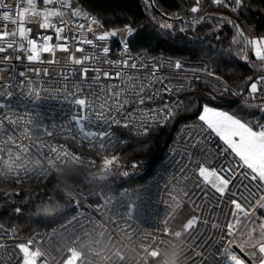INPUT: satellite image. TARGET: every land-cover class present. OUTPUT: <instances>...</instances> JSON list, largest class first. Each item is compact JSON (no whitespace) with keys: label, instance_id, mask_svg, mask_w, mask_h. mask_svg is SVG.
Here are the masks:
<instances>
[{"label":"built area","instance_id":"built-area-1","mask_svg":"<svg viewBox=\"0 0 264 264\" xmlns=\"http://www.w3.org/2000/svg\"><path fill=\"white\" fill-rule=\"evenodd\" d=\"M6 3L10 4L11 8L0 9V13L3 11H15L19 0H6ZM72 5L73 8H79L89 15H94L79 0H72ZM52 7L60 6L53 5ZM65 11L68 12V15L64 17L65 22H67L71 12L70 10ZM80 22L88 24L89 21L85 19ZM28 26L34 29L31 36L35 37L37 35L36 26L34 24ZM123 27L109 30L119 31ZM105 29L108 28L102 29L93 26V33L100 34ZM77 33L87 35L89 38L93 35V33H87L73 27L66 28L63 35L71 39ZM49 34L54 35V33ZM108 46L110 47V53L107 57L102 53L97 55L99 49H93L91 61L80 66L72 64L67 59L70 54H74L76 57H83L86 54L76 52L75 44L70 46V52L57 51L55 56L58 59L55 63H50L54 57L47 54L42 56V63H29L24 54H20L21 58L17 60L15 59L18 55L16 52L9 51L0 54V56L11 55L13 57L11 61L0 59V66H5L0 70V74H2L3 80L6 81V83L0 82V85L10 86L13 84L12 76L9 73H12L19 83V87L12 89L13 95L11 97L0 96V103L8 105V107L3 109V112L7 113L12 119L21 118L31 121L30 124L22 123L20 125L21 130L31 129L30 132L26 131L28 139L22 138L20 132L17 131L16 140L18 147L29 148L32 153L31 155L21 154L20 159H16L15 155H13L0 160V179L12 183H21L24 181L42 182L51 175L62 178V164L65 161H71L85 167L96 166L98 159L96 156L91 155L92 153L111 154L123 145L124 139L119 131L120 127H126V125L131 124V127L126 128L141 133L150 127L165 123L166 120L163 117L167 109L164 106L170 103L172 108L176 109L177 104L175 102H182V92L193 88L197 83L203 84L217 95L225 93L221 92V87L227 86L233 93H244V95H233L239 101L245 104L258 102L249 100L247 86L236 88L225 78L215 73L212 64L206 58L185 57L166 52L150 53L146 49L132 48L131 43L129 52L125 54L120 46L119 38H112ZM85 47L87 48V46ZM106 60L127 61L129 67H113L111 64L106 63ZM176 62L182 63V69L178 70L174 67ZM132 63L137 65L136 69L130 67ZM78 67L100 69L101 76L99 81L92 82L85 80L82 76H73L69 70L74 71ZM105 71L110 72L113 76L117 72L122 73V75L119 79L109 80L103 76ZM65 72L68 73L67 78H62ZM209 72L215 75H209ZM124 73L134 74L139 79L134 80L132 76L126 78L123 75ZM89 75L92 74L89 73ZM145 77H150L155 81V88L149 87L144 91H152L154 95H157V98L153 100L146 99L143 105H134L132 101L136 100L137 97L125 93L124 85L128 84L130 93L135 84L147 83L144 79ZM216 77H221L222 79H217ZM161 78H164L162 83ZM259 78L255 77L252 80L259 81ZM225 82H227L226 85ZM117 84L121 86L120 99H128L129 103L127 105H117L112 100H107L106 102L111 104L112 107L118 108L119 114L113 113L109 120L103 121L97 112L95 114L96 118L91 123L84 122L85 130L97 133L106 131L107 135L104 137L102 145L99 139H93L91 142L85 140L79 132L78 126L73 121L75 115L83 112L82 108L74 104V99L88 97L93 100H104L105 86ZM166 84L173 85V91L167 94L162 92L157 94L155 90ZM36 91L40 93L38 98L34 94ZM96 106L99 107L98 102ZM124 113L127 114L125 115ZM2 114L0 113V115ZM115 121H121V123L117 125ZM200 123L199 119L180 122L174 129L163 157L153 171L148 172L147 166L138 161L130 162L125 172L126 179L140 178V180L117 190L113 187L107 188L98 204H91L76 192L84 204L82 209L50 227L35 228L26 236L20 235L14 225L0 221V226H2L0 227V245L6 246L0 249V264H18V260L12 259L17 253L15 249L11 248V245L14 243H25L29 237L41 241L39 247L41 253L45 254L41 259H45L47 264H63L64 255H67L68 248L73 246L74 238L76 239L74 246L85 257L83 264H130L129 260L116 255L117 252L125 249L126 244L142 248L149 257L148 264H158L163 255L175 246L169 234L165 237L166 243L159 248L158 256L153 257L150 255L152 246H155L156 240H159L162 235L159 229L164 226L165 218L169 217L170 230H175V228L183 224L176 223L175 220L184 209L188 210V215L194 214L192 205L185 202L186 198L183 197L177 186V182L181 184L187 183V181L182 180V176L191 167L192 161L188 159L185 162V157L191 153L199 155L201 154V149L204 152L209 150L220 152L224 147L215 134H211L207 142H204L203 137L209 136V133L196 127ZM5 127L11 131L10 126L5 124ZM197 132L200 133L199 136H196ZM6 139V136L0 137V148L14 151L10 144L3 143V140ZM193 140H195V143H193ZM32 143L50 145L58 150L63 149L62 155L55 160L54 165H50L46 159L37 155L36 150L31 147ZM76 147H81L92 153H83L76 150ZM43 150L46 151L47 148L45 147ZM233 156L234 154L228 156L221 154L218 159L227 162ZM76 157H79V159H76ZM10 161L15 162L13 165L15 170L5 174L4 165ZM181 164L184 165L183 168L180 167ZM213 166L215 165L213 164ZM18 172L22 179L16 182L14 175ZM37 173H46L47 175L40 178ZM192 191L199 192V189H192ZM176 193H180V202L175 206H170ZM181 208L182 211L180 210ZM129 210L132 211L131 223L135 228L142 235L155 236L156 240H133L113 230L114 225L107 222V217L113 214L126 217ZM177 212L179 214L176 215L175 220H171L172 214ZM195 214L200 215L201 213ZM215 219L220 221L222 217L217 215ZM96 221L100 222V226L92 228L91 231H85L86 228L96 225ZM81 222L83 223L81 224ZM13 232L19 237L18 240L12 235ZM98 232L104 234L105 243L108 245V251L103 258L95 255V234ZM109 233L114 237V241L110 239ZM205 236L208 239L205 240L200 248V253L195 258L191 256L193 247L185 243L180 252L179 264H185V257H188L187 264H193V259H199L201 256L203 257V264H215L217 260H221L223 249H220L219 252L216 251L220 246L219 242L214 247H209L216 237V230L213 229L209 232L206 224L200 236L197 237V243ZM224 243L227 244V240ZM37 246L33 243V248ZM48 252H51V256H48ZM213 255L215 259H213ZM51 257H56L57 259Z\"/></svg>","mask_w":264,"mask_h":264},{"label":"snow or ice","instance_id":"snow-or-ice-1","mask_svg":"<svg viewBox=\"0 0 264 264\" xmlns=\"http://www.w3.org/2000/svg\"><path fill=\"white\" fill-rule=\"evenodd\" d=\"M210 2L217 7L225 8L234 15L239 14L241 9L246 6V0H210ZM149 3L150 0H145L146 5ZM201 3L202 0H195L193 6L190 7V12L193 14L201 12ZM53 5H59L60 7L54 8L52 7ZM10 8L11 5L6 3V0H0V9ZM65 10H70L71 12L67 22L64 20V17L68 15ZM176 18L179 19V17ZM85 19L89 21L88 24L80 22ZM206 20H211V17L200 16L197 17L196 22L201 23ZM216 20L234 28L235 39L233 43L240 44L245 49H250L255 59L264 64V36L249 38L241 25L229 17L220 16ZM0 21H2L0 23V54L9 51L16 52L18 53L15 57L17 60L21 58L20 54H24L29 63H42V56L45 54L53 56L54 59L50 63H55L58 59L55 56L57 51L70 52V46L75 44L76 52L86 54L83 57H76L74 54H70L67 59L76 66L84 65L86 62L91 61L93 49H99L97 55L102 53L107 57L110 53L108 45L112 38H119L120 46L127 54L130 50L128 38L135 33V29L131 24H126L119 31L105 29L100 34L93 33V26L105 28L103 21L95 15H89L81 11L79 8H73L72 0H19L15 11H3L0 13ZM30 24L36 26L37 35L35 37L31 36L34 29L28 26ZM69 27L93 33V35L89 38L87 35L77 33L69 39L63 35L66 28ZM160 27L171 29L173 25L165 22ZM49 33H54V35ZM243 58L245 60L248 59L247 55H244ZM0 59L11 61L13 57L11 55L0 56ZM106 63L117 68L129 67L127 61L106 60ZM4 67L0 66V70ZM130 67L136 69L137 65L132 63ZM174 67L179 70L182 69L183 65L181 62H176ZM69 71H71L73 76H82L85 80L92 82H98L101 76V70L98 68L78 67L74 71ZM89 73L92 75H89ZM208 74L215 75L212 72ZM9 75L12 76L13 84L10 86L0 85V96L11 97L13 95L12 89L19 87L15 76L12 73H9ZM67 75L68 73L65 72L62 78H67ZM121 75L122 73L120 72H117L115 76L108 71L103 72V76L109 80L119 79ZM123 75L126 78L132 76L134 80L139 79L134 74L124 73ZM216 78L222 79L221 77ZM144 79L147 83L135 84L130 93L128 84L124 85L125 93L137 97L136 100L132 101L134 105H143L146 99L153 100L157 98V95H154L152 91H144L149 87L155 88V81L150 77H145ZM163 79L161 78V83ZM245 84L248 88L247 95L249 100L258 101L257 103H250L249 106L264 112V77H260L259 81H245ZM120 88L119 84L105 86L104 100H93L88 97L74 99V104L82 108L83 112L75 115L73 121L78 126L79 132L85 140L91 142L93 139H99L102 145V141L107 135L106 131L97 133L85 130L84 122L91 123L96 118L95 114L97 112L103 121L109 120L113 113L119 114L118 108L112 107L106 101L110 99L117 105H127L129 103L128 99H120ZM173 89V85L166 84L155 91L157 94L161 92L167 94ZM221 92L232 95H244L243 92L233 93L227 86H222ZM34 94L37 98L40 95L38 91ZM97 102L99 107L96 106ZM175 103L177 104L176 109L172 108L170 103L164 106L167 109L163 117L165 120L172 118L176 114L177 109L187 110L182 107V102L176 101ZM6 107L8 105L0 103V113H3L0 115V137L6 136L7 139L3 140V143L10 144L14 151L0 148V160L13 155H15L16 159H20L21 154L31 155L29 148L18 147L16 140L17 131L20 132L22 138L28 139L26 131L30 132L31 129L21 130L20 125L22 123L30 124L31 121L21 118L12 119L7 113L3 112ZM124 114L126 115L127 113ZM198 119L201 123L196 127L209 133V136L203 137L204 142H207L211 134H215L224 147L220 152H212L211 150L204 152L201 149V154L191 153L185 157V162L188 159L192 161L191 167L182 176V180L187 181V183L181 184L177 182V186L183 197L186 198L185 202L192 205L194 213L187 218L183 225L185 243L193 247L191 256L193 258L197 257L201 246L208 239L205 236L197 243V237L200 236L204 226L207 224L209 232L213 229L216 230V237L209 247H214L219 242L220 246L216 251L219 252L220 249H223L221 260H217L215 264H264V121L247 119L240 114H230L227 111L217 110L207 104L202 106ZM115 123L119 125L121 121H115ZM5 124L10 126L11 131L5 127ZM131 126V124L126 125V127ZM199 134L197 132L196 136H199ZM193 143H195V140H193ZM31 147L36 150L38 156L46 159L50 165H54L55 160L59 159L63 152V149H54L50 145L32 143ZM45 147L47 148L46 151L43 150ZM221 154L225 156L234 154V156L230 161L225 162L218 159ZM76 159H79V157H76ZM114 163L115 161L113 160H106L104 166L108 168ZM180 167L183 168L184 165L181 164ZM242 169L244 170L242 171ZM46 175V173H37L40 178ZM14 178L16 182L22 179L19 172L14 175ZM197 188L199 192L192 191V189ZM180 199V193H176L170 206L178 204ZM55 207L57 205L53 204L51 208H45L43 211L51 214ZM180 210L182 211V208ZM195 213L201 214L196 215ZM178 214V212L173 213L170 219L174 221ZM217 215L222 217L220 221H216L215 217ZM131 220V210L127 212L126 217L115 214L107 217V222L114 225L113 230L129 239L156 240L155 236L142 235L131 223ZM168 221L169 217H166L163 223L164 226L159 229L162 235L159 240H156L155 246H152L150 255L153 257L158 256L159 248L166 243L165 237L170 234ZM96 226H100L99 221H96V225L86 228L85 231H91ZM12 235L15 239H19L15 232ZM109 237L114 241L111 233H109ZM225 240H227V244L224 243ZM75 241L76 239L74 238V244ZM33 243L38 246L33 248ZM40 243L41 241L29 237L25 243L12 244L11 248L15 249L17 253L12 259L18 260V264H38V262L39 264H47L45 259H41L45 254L41 253ZM74 244L68 248L67 255H64L63 264H83L85 257ZM5 247V245H0V249ZM48 256H51V252H48ZM51 258L57 259L56 257ZM213 259H215L214 255ZM187 260L188 257H185V264H187ZM193 264H203V257L193 259Z\"/></svg>","mask_w":264,"mask_h":264},{"label":"trees","instance_id":"trees-1","mask_svg":"<svg viewBox=\"0 0 264 264\" xmlns=\"http://www.w3.org/2000/svg\"><path fill=\"white\" fill-rule=\"evenodd\" d=\"M79 1L108 29H119L131 24L135 29L134 35L128 38L132 48L146 49L150 53L166 52L206 58L215 73L236 88L245 87V81L256 77L243 58L248 51L251 61L257 63L254 54L250 49L233 43L234 28L217 22L216 18L225 16L233 19L249 38L264 36V0H246V6L236 15L213 5L210 0H202L201 12L196 14L190 12L195 0H150L148 5L145 0ZM200 16L211 17V20L197 23V17ZM165 22L173 27H160ZM181 98L183 108L187 110H178L161 125L141 133L120 127L124 143L111 154H95L76 147L83 153H92L98 163L93 167H85L65 161L62 164L64 181L55 175L42 182L12 183L0 179V221L14 225L20 235L26 236L35 228L50 227L84 207L64 182L91 204H98L109 187L117 190L138 182L140 178L126 179L128 164L138 161L147 166L148 172L153 171L163 157L176 126L182 121L198 119L204 104L240 114L247 119L264 121V112L239 101L232 94L225 92L217 95L200 83L183 91ZM108 155L115 163L105 168L104 162L108 160ZM100 167L105 170V174L97 176L96 170ZM53 204L57 207L51 214L43 211ZM188 213L184 209L175 222L184 223Z\"/></svg>","mask_w":264,"mask_h":264},{"label":"clouds","instance_id":"clouds-1","mask_svg":"<svg viewBox=\"0 0 264 264\" xmlns=\"http://www.w3.org/2000/svg\"><path fill=\"white\" fill-rule=\"evenodd\" d=\"M0 82L6 83V81L3 80L2 74H0ZM14 163V161L5 163V174L15 170L13 167ZM185 222L186 221H184V223ZM170 235L175 246L163 255L162 259L158 261V264H179L180 262V252L185 245V231L183 224L175 228V230H170ZM107 251L108 245L105 243L104 234L99 232L96 233L95 255L103 258ZM116 255L129 260L130 264H148L149 260L148 255L142 248L132 244H126L125 249L117 252Z\"/></svg>","mask_w":264,"mask_h":264},{"label":"rangeland","instance_id":"rangeland-1","mask_svg":"<svg viewBox=\"0 0 264 264\" xmlns=\"http://www.w3.org/2000/svg\"><path fill=\"white\" fill-rule=\"evenodd\" d=\"M255 37H259V36H254V37H252V38H255ZM257 63H260L259 61L257 62ZM260 67H264V64H262V63H260ZM109 157H108V160H110V159H112V157L110 156V155H108ZM105 174V170L102 168V167H100V168H98L97 170H96V175L97 176H102V175H104ZM62 181H64L63 180V177L62 178H60ZM65 184H66V186L69 188V190H70V192L72 193V194H74V195H76L77 196V194L74 192V188L71 186V185H69L68 183H66V182H64ZM76 191V190H75ZM77 192V191H76ZM78 197V196H77ZM83 197V196H82ZM79 198V197H78ZM188 217H190V215H188L187 216V218ZM187 218H186V220H187ZM185 220V221H186ZM184 224V223H183Z\"/></svg>","mask_w":264,"mask_h":264},{"label":"water","instance_id":"water-1","mask_svg":"<svg viewBox=\"0 0 264 264\" xmlns=\"http://www.w3.org/2000/svg\"><path fill=\"white\" fill-rule=\"evenodd\" d=\"M247 57H248V59L246 60V64L249 65V66L251 67V69H252V71L254 72L255 76H256V77H264V70L260 69V68L258 67L257 64H254V63L251 61V59H250V57H249V52H248V51H247ZM74 192L76 193L75 190H74ZM237 252H238V250H237ZM238 254H239V253H238Z\"/></svg>","mask_w":264,"mask_h":264},{"label":"crops","instance_id":"crops-1","mask_svg":"<svg viewBox=\"0 0 264 264\" xmlns=\"http://www.w3.org/2000/svg\"><path fill=\"white\" fill-rule=\"evenodd\" d=\"M254 64H257L258 67H259L260 69L264 70V67H260V63H254ZM209 106H211V105H209ZM211 107H214V106H211ZM214 108H216L217 110H221V111H227V112H229L230 114H233V113H231L230 111L225 110V109H222V108H218V107H214ZM258 214H259V212H258Z\"/></svg>","mask_w":264,"mask_h":264}]
</instances>
